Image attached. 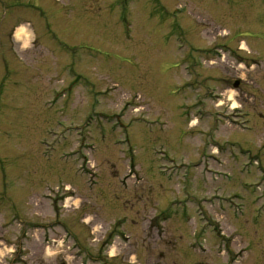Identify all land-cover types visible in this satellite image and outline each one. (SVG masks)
Listing matches in <instances>:
<instances>
[{"label": "rangeland", "instance_id": "obj_1", "mask_svg": "<svg viewBox=\"0 0 264 264\" xmlns=\"http://www.w3.org/2000/svg\"><path fill=\"white\" fill-rule=\"evenodd\" d=\"M64 227L264 253V0H0V264H80Z\"/></svg>", "mask_w": 264, "mask_h": 264}, {"label": "flooded vegetation", "instance_id": "obj_2", "mask_svg": "<svg viewBox=\"0 0 264 264\" xmlns=\"http://www.w3.org/2000/svg\"><path fill=\"white\" fill-rule=\"evenodd\" d=\"M238 84V83H237ZM239 85V84H238ZM130 224V225H129ZM135 222L133 220H130L127 225H129V227H127V230H130L131 228H133L135 230V227L132 226L134 225ZM112 228V227H109ZM115 228V227H114ZM112 228V233H114V235L117 238L116 242L118 245H131V241H138L139 238H136V236H132V235H124L120 232H118V230ZM114 229V230H113ZM157 232L158 233V229L153 225V222L150 221L149 225L144 226V230L142 231L143 233L141 235L142 242H148V240H150L151 242L154 240H157V238H155V236H153L152 232ZM106 234V233H105ZM104 234V235H105ZM108 235V234H107ZM124 235V236H123ZM103 240L106 238H102ZM146 249H148L147 247H145ZM116 249H120V248H116ZM193 250V246L188 247V248H184L181 249L179 248V252H167V253H159L157 254L158 258L154 259V261L151 262H147V264H208L203 262V259H200V257H198L197 252H192ZM121 251H125L124 253H122ZM120 253L115 256L112 260H108V262L110 264H137V258H133L132 256L129 257V259H127V257L129 255H131L128 251L123 249H120L119 251ZM194 253V254H193ZM200 255V253H198ZM242 257V255H240ZM218 260L219 259H225L222 262H219L217 264H229L228 262L230 261L231 264H243L245 261V258L240 259L239 254L238 253H233L230 248H228V246H226V250L225 253H221V254H217ZM96 258L98 260H103L102 256L99 254L98 256H96ZM135 259V260H134ZM165 262V263H164ZM252 264H264V253L260 254L259 257L255 260V262H252Z\"/></svg>", "mask_w": 264, "mask_h": 264}, {"label": "water", "instance_id": "obj_3", "mask_svg": "<svg viewBox=\"0 0 264 264\" xmlns=\"http://www.w3.org/2000/svg\"><path fill=\"white\" fill-rule=\"evenodd\" d=\"M235 86H237V84Z\"/></svg>", "mask_w": 264, "mask_h": 264}, {"label": "bare ground", "instance_id": "obj_4", "mask_svg": "<svg viewBox=\"0 0 264 264\" xmlns=\"http://www.w3.org/2000/svg\"><path fill=\"white\" fill-rule=\"evenodd\" d=\"M19 32H21V31H19Z\"/></svg>", "mask_w": 264, "mask_h": 264}]
</instances>
